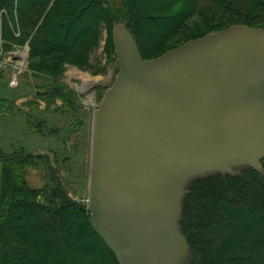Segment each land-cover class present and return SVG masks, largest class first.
I'll return each instance as SVG.
<instances>
[{"label":"water","instance_id":"95a60500","mask_svg":"<svg viewBox=\"0 0 264 264\" xmlns=\"http://www.w3.org/2000/svg\"><path fill=\"white\" fill-rule=\"evenodd\" d=\"M93 121L89 204L119 264H182L186 184L264 160V30L232 25L146 60L123 25Z\"/></svg>","mask_w":264,"mask_h":264},{"label":"rangeland","instance_id":"374dc122","mask_svg":"<svg viewBox=\"0 0 264 264\" xmlns=\"http://www.w3.org/2000/svg\"><path fill=\"white\" fill-rule=\"evenodd\" d=\"M99 1L103 21L88 30L69 55L59 52L70 50L71 45L54 20H64L55 12L65 7L57 8L53 2L35 7L24 0H12V6L10 1L7 10H0V188L4 185L9 204L13 191L26 181L40 205L52 208L71 203L79 221L87 226L91 222L88 202L94 113L120 71L114 28L126 27L146 60L232 25L264 30V0ZM261 164L262 172L247 173L244 178L258 184L261 177L264 180V160ZM246 168H235V175L241 176ZM201 178L186 184L187 192ZM25 192H19L21 197ZM8 206H2L3 222L9 219ZM198 208L194 215L204 213L201 205ZM212 209L216 211L215 206ZM182 211L181 217L189 215ZM199 217L193 218L199 224L195 225L200 231L197 240L204 239L207 247L221 245L224 255L228 246L221 241L231 240L232 229H227L221 240L218 235L209 239L203 235ZM73 218L74 213L70 220ZM183 224L180 221V226ZM78 234L73 240L84 236ZM2 235V240L14 245L8 229L3 227ZM244 238L251 242L248 235ZM7 248L6 253L11 249ZM99 250L94 254L102 258L98 264H119ZM83 253L76 249L74 264ZM193 258L190 251L182 264H192ZM29 261L36 264L37 258L33 255Z\"/></svg>","mask_w":264,"mask_h":264},{"label":"trees","instance_id":"16d2710c","mask_svg":"<svg viewBox=\"0 0 264 264\" xmlns=\"http://www.w3.org/2000/svg\"><path fill=\"white\" fill-rule=\"evenodd\" d=\"M20 1L17 0V3ZM24 1L35 7L49 5L52 2L57 8L65 7V10L55 12L58 16L64 17L65 21L54 19L56 26L65 31L63 36L66 43L71 45L70 50L59 51L65 55L72 52V46L85 37L88 30L103 21V14L98 9L101 5L99 0ZM9 3L10 6L13 5L12 0H0V10H7ZM242 172L244 173H241L242 178L230 174H214L198 179L186 193L182 212H188L190 217L189 215L181 217L180 221L184 224L180 228L193 253L192 264H264V180H261L263 178L261 177L258 184L252 183L250 177L244 178L247 173L251 176L257 175L259 171L254 168L247 167ZM3 179L5 182V169ZM3 187L4 185L0 188V264H31L32 261L29 259L33 255L37 258L36 264H74L73 256L76 249L84 251L83 255L77 258L79 259L77 264L91 262L98 264L101 257H94V254L99 253V248L117 263L115 255L95 232L91 222L87 226L79 221L73 204L66 203L61 206L54 204L52 208L40 205L36 192L27 188L26 181L13 191L12 201L8 204L7 192ZM22 191H26L23 197L19 194ZM5 204L9 205L7 222H3L2 219L5 218L2 212V206ZM199 205L204 210L200 217L197 213L194 215ZM211 205L215 206L216 211ZM72 213L75 217L73 221L70 220ZM198 217L201 219L202 229H205L203 235L209 239L218 235V239L221 240L227 229H232L231 240L228 243L221 241L223 245L228 246L226 254H221V245L207 247L204 246V239L197 240L196 235L200 231L199 229L197 231L195 225L198 222L193 218ZM3 227L9 230L14 245L2 240ZM78 233H83L84 236L73 240ZM246 235L251 242L244 238ZM209 239H206V242ZM21 242L26 246H19ZM16 245L19 247L15 248ZM8 246L11 249L6 253Z\"/></svg>","mask_w":264,"mask_h":264},{"label":"built area","instance_id":"2783aa9c","mask_svg":"<svg viewBox=\"0 0 264 264\" xmlns=\"http://www.w3.org/2000/svg\"><path fill=\"white\" fill-rule=\"evenodd\" d=\"M11 57H14V55H11ZM16 80L17 79L15 78L12 83L15 84L16 83Z\"/></svg>","mask_w":264,"mask_h":264}]
</instances>
